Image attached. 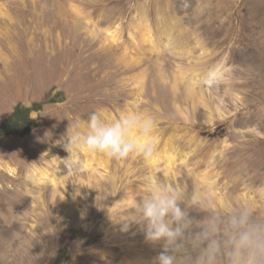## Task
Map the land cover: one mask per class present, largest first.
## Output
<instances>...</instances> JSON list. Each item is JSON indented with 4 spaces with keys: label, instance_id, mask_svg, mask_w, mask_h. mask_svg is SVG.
<instances>
[{
    "label": "rangeland",
    "instance_id": "1",
    "mask_svg": "<svg viewBox=\"0 0 264 264\" xmlns=\"http://www.w3.org/2000/svg\"><path fill=\"white\" fill-rule=\"evenodd\" d=\"M33 103L0 139V264H154L163 241L122 219L157 183L264 216V0H0V123ZM94 111L152 116L154 155L69 167L60 141Z\"/></svg>",
    "mask_w": 264,
    "mask_h": 264
},
{
    "label": "clouds",
    "instance_id": "2",
    "mask_svg": "<svg viewBox=\"0 0 264 264\" xmlns=\"http://www.w3.org/2000/svg\"><path fill=\"white\" fill-rule=\"evenodd\" d=\"M156 128V120L142 112L125 111L109 122L102 112L94 111L86 120L69 123L60 141L69 153L64 160L75 167L71 156L79 150L117 160L150 159L157 150ZM137 196L131 207L134 211L122 219V230L135 222L144 228L148 240L163 241L154 264H264V216L257 215L253 205L211 211L210 194L193 195L189 200L181 189L163 183ZM193 209L203 214L200 219L190 214Z\"/></svg>",
    "mask_w": 264,
    "mask_h": 264
},
{
    "label": "trees",
    "instance_id": "3",
    "mask_svg": "<svg viewBox=\"0 0 264 264\" xmlns=\"http://www.w3.org/2000/svg\"><path fill=\"white\" fill-rule=\"evenodd\" d=\"M50 102H54L50 100ZM41 103H33L30 107L17 104L11 113L0 123V139L9 135L24 137L35 127V121L30 117L31 112H37Z\"/></svg>",
    "mask_w": 264,
    "mask_h": 264
},
{
    "label": "bare ground",
    "instance_id": "4",
    "mask_svg": "<svg viewBox=\"0 0 264 264\" xmlns=\"http://www.w3.org/2000/svg\"><path fill=\"white\" fill-rule=\"evenodd\" d=\"M135 135V133H133ZM82 154L85 157L86 164H84V167H88L90 162H93L95 160V156L93 155V152L87 151V150H81ZM167 153V152H166ZM166 159L168 160L167 167L170 166L172 163L173 157L171 154H166ZM91 165V164H90ZM0 171L5 172L9 176H14L16 174V171L14 168H12L10 165L6 163H0ZM30 175L26 178L32 183L37 185L38 187L44 186L48 183H54L55 184V177L54 172H50L49 170H37L33 169L30 171ZM16 176V175H15ZM56 191V190H54Z\"/></svg>",
    "mask_w": 264,
    "mask_h": 264
}]
</instances>
